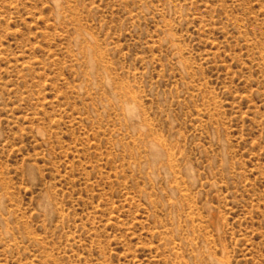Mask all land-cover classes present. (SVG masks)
<instances>
[{
	"label": "rangeland",
	"instance_id": "374dc122",
	"mask_svg": "<svg viewBox=\"0 0 264 264\" xmlns=\"http://www.w3.org/2000/svg\"><path fill=\"white\" fill-rule=\"evenodd\" d=\"M0 264H264V0H0Z\"/></svg>",
	"mask_w": 264,
	"mask_h": 264
}]
</instances>
